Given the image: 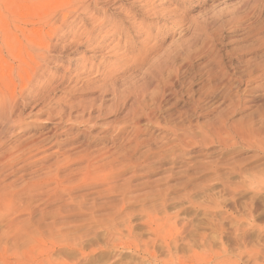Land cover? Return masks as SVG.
I'll return each mask as SVG.
<instances>
[{"label": "rangeland", "instance_id": "374dc122", "mask_svg": "<svg viewBox=\"0 0 264 264\" xmlns=\"http://www.w3.org/2000/svg\"><path fill=\"white\" fill-rule=\"evenodd\" d=\"M19 1L0 264H264V0Z\"/></svg>", "mask_w": 264, "mask_h": 264}, {"label": "bare ground", "instance_id": "6f19581e", "mask_svg": "<svg viewBox=\"0 0 264 264\" xmlns=\"http://www.w3.org/2000/svg\"><path fill=\"white\" fill-rule=\"evenodd\" d=\"M29 2H32V5H34V4H38L37 2H42L43 0H28ZM17 2H20L19 0H0V5H2V6H0V7H5L6 8V10H8V8L9 7H11L14 3H17ZM23 3H25V2H23ZM26 4V3H25ZM25 4H23V5H25ZM20 5V4H19ZM3 7V8H4ZM5 8L3 9V10H5ZM58 8V7H57ZM1 11H2V8H1ZM1 11H0V22H5L6 20H5V18H8V16L6 17L5 16V18H3V15H2V13H1ZM4 12H6V11H4ZM9 12H11V11H9ZM9 12L6 14V15H9ZM12 12H14V11H12ZM39 14V13H38ZM36 15V14H35ZM11 16V15H10ZM35 17V16H34ZM41 17V16H40ZM39 17V19H38V22L39 23H45L46 22V18L45 17H42V18H40ZM9 19H11V18H8V22L10 23V21H9ZM16 20V18L14 19V21ZM36 23V22H35ZM43 23V24H44ZM48 23H49V21H48ZM37 24V23H36ZM1 91V90H0ZM2 93V92H1ZM8 158V157H7ZM5 159V158H4ZM3 164H5V163H3ZM9 164V163H8ZM4 166V165H3ZM7 193L5 192V194L4 193H2L1 195H0V217H2V216H4V215H7V211H3L4 210V208H7V207H9L10 205H9V203H8V198H7V195H6ZM10 217V216H9ZM9 217H6L5 219H4V222H5V228L2 230L3 232L1 233L0 232V234L2 235L3 234V236H0V239L1 238H8V237H13V236H15L14 234L16 233V231L18 230V229H20V227L21 226H19L16 222H14V219L13 218H9ZM13 219V220H12ZM1 220V219H0ZM3 225V224H2ZM19 227V228H18ZM24 227V226H23ZM2 228V227H1ZM1 230V229H0ZM2 240V239H1ZM0 240V241H1ZM25 242H24V240L22 241V245H21V247H25V244H24Z\"/></svg>", "mask_w": 264, "mask_h": 264}]
</instances>
